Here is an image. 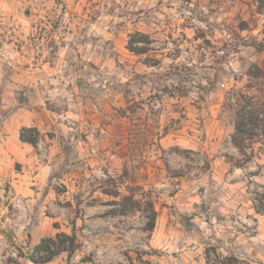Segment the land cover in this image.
Wrapping results in <instances>:
<instances>
[{"label": "rangeland", "instance_id": "1", "mask_svg": "<svg viewBox=\"0 0 264 264\" xmlns=\"http://www.w3.org/2000/svg\"><path fill=\"white\" fill-rule=\"evenodd\" d=\"M259 43L264 0H0V264H264V149L226 159Z\"/></svg>", "mask_w": 264, "mask_h": 264}, {"label": "trees", "instance_id": "2", "mask_svg": "<svg viewBox=\"0 0 264 264\" xmlns=\"http://www.w3.org/2000/svg\"><path fill=\"white\" fill-rule=\"evenodd\" d=\"M259 52L264 51V43L255 46ZM135 54H143V48L133 46L130 41V48ZM251 80L256 81L249 88L255 92L253 94L244 93L242 91H233L226 98V108L231 111L234 118V133L232 135V143L239 151L241 159L227 155L226 159L233 166L241 168L248 165L255 157V147L260 146L264 149V65L252 66L248 71ZM31 128H23L21 130V141L34 147L37 145L36 137L30 135ZM124 207L129 205L130 210H135L137 201L134 195L124 197L122 201ZM150 212L149 224L147 230L152 232L156 224V210L151 200L147 203ZM253 207L258 214L264 215V192L255 191L253 199ZM126 212V209L123 211ZM81 248V242L75 231L71 234L58 233L54 237L45 238L33 248V254L28 258L34 264H47L61 253L73 255ZM88 262L91 259H85Z\"/></svg>", "mask_w": 264, "mask_h": 264}]
</instances>
